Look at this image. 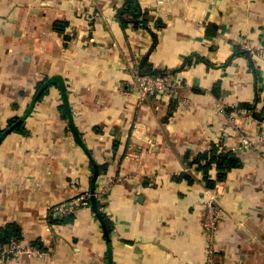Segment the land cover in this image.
<instances>
[{"label":"crops","instance_id":"0c3cea01","mask_svg":"<svg viewBox=\"0 0 264 264\" xmlns=\"http://www.w3.org/2000/svg\"><path fill=\"white\" fill-rule=\"evenodd\" d=\"M125 1L0 0V128L27 112L45 79L60 75L67 90L52 85L25 132L0 144V226L18 222L43 253L5 264H264V158L241 151L244 165L212 189L189 165L222 135L219 102L264 111V0H139L146 28L123 25ZM146 57L183 83L172 97H141L135 71ZM73 125L110 165L97 182H113L103 201L111 250L92 207L70 223L48 219L93 174ZM254 125L244 118L243 134ZM183 171L194 184L178 180ZM211 191L224 192L225 214L213 239L202 225Z\"/></svg>","mask_w":264,"mask_h":264},{"label":"built area","instance_id":"2783aa9c","mask_svg":"<svg viewBox=\"0 0 264 264\" xmlns=\"http://www.w3.org/2000/svg\"><path fill=\"white\" fill-rule=\"evenodd\" d=\"M250 49L252 51V48ZM252 53L256 54L254 50ZM136 69V80L134 85L136 84V88L140 91L142 98L151 94H155L159 97H172L174 93L178 92L183 86V83L175 79L171 73L140 74L138 71L139 68L137 67ZM187 101L188 100H183L182 103L186 104ZM218 107L220 113L224 116V128L222 129V135L214 139L213 142L217 147V153L233 152L238 154L246 149L253 150L264 158V118L254 117L248 108L237 103L228 105L225 102H219ZM248 117H252L255 123V134L253 136L244 135L242 131L243 129L241 128V121ZM234 137H241V145L232 142ZM111 182L112 180H109L105 186L99 188L97 191L98 200H101L102 202L105 200V197L109 193L110 186L113 184V182ZM222 194L218 191H211L208 193L207 199L204 201L205 210L202 214V225L206 234L211 236L212 239L218 232L221 220L225 215L222 208ZM89 197L90 192L86 191L78 198H75L72 201L56 204L51 209L56 217L76 214L80 207L91 208V204L88 201ZM21 255H26L28 257H41L43 253L36 245L25 243L22 239L14 240L9 245L0 249V261L4 264L11 258Z\"/></svg>","mask_w":264,"mask_h":264},{"label":"trees","instance_id":"16d2710c","mask_svg":"<svg viewBox=\"0 0 264 264\" xmlns=\"http://www.w3.org/2000/svg\"><path fill=\"white\" fill-rule=\"evenodd\" d=\"M118 15L123 25H126V23H128L129 21H132L135 23L136 26H139V27L142 26L146 28L148 26V21L150 20V16H148L147 14H145V12H143L139 0H126L122 8L119 10ZM57 26L59 27V25ZM64 28L65 26L62 25L61 29L64 30ZM243 53L245 52L243 51ZM138 71L140 74H145V73L165 74L166 73L162 70H158L154 68L149 63L147 57L140 64ZM52 85H59L61 86V88H63L61 80L59 78H54L52 76L39 83L38 90L34 98H37V101L43 98V96L46 93H48L49 88ZM218 86H220L219 83L216 86V91L218 92V93L216 92L217 95H219ZM242 106L248 108L253 116H256L258 118H264V111L258 110L255 105H251L250 103H243ZM62 109L64 110L65 115L71 118L70 116L71 112H70L68 105L65 104L64 106H62ZM21 117L22 116L20 115H15L11 117L8 124L10 126L15 124ZM4 130L5 129L0 128V136L4 132ZM73 130L75 131L74 127H73ZM14 131L24 133L25 128H24L23 122L21 124L16 125V127L14 128ZM99 165H100V174L103 171L107 170L108 167L110 166L108 163H103ZM189 165L191 167H194L196 171L202 172L203 177L201 181L205 183V186L207 188L212 189V188H215L218 182L225 181L228 178V174L230 171H232L233 169L242 167L244 163H243L242 157L236 153L225 152V153L218 154L217 147L213 143L211 147H209L207 150L200 152L195 158H192L189 161ZM91 166L93 168L92 162H91ZM177 178L178 180L186 179V181L190 184H194V182L196 181L194 174L189 171H183ZM92 187H93V183H92V176H91V179L89 181V189L87 191L90 192ZM96 191H98V182H96ZM88 201L91 204L90 197ZM98 205H99L100 211L104 215L106 224L111 234L113 231V222L109 218V216L105 213V211H103L104 203L101 200H98ZM93 212L95 211L93 210ZM48 217H49L48 218L49 222L51 224L60 225V224L70 223L74 221L76 218V214H69V215H64L61 217H56L54 216V212L51 209ZM22 237H23V229L18 222L10 221V222L5 223L4 225L0 226V249L6 245H9L14 240L22 239Z\"/></svg>","mask_w":264,"mask_h":264},{"label":"water","instance_id":"95a60500","mask_svg":"<svg viewBox=\"0 0 264 264\" xmlns=\"http://www.w3.org/2000/svg\"><path fill=\"white\" fill-rule=\"evenodd\" d=\"M54 78H59L61 80V83H62V86H63V91H64V95L65 97H67V90H66V87H65V82H64V79L62 76L60 75H56V76H53ZM37 101V98H34L33 100V103L31 104V106L28 108L27 112L13 125L9 126L8 128H6L4 130V132L1 134L0 136V144L4 141V139L6 138V136L12 132L14 130V128L16 127V125L18 124H21L25 119L26 117L30 114L35 102ZM66 104L68 105V102L66 101ZM69 107V105H68ZM70 109V107H69ZM71 112V111H70ZM71 121L73 120L72 119V113H71ZM75 131H76V134L78 136V139L81 141V137H80V133H78V129L73 125ZM82 142V141H81ZM82 144L84 145L87 153H88V156L91 160V162L93 163V175H92V183H93V187L91 188V191H90V200H91V206L93 208V210L95 211L98 219L100 220L101 224H102V228L104 230V234H105V237H106V240H107V243L110 247V250H111V236H110V231L108 229V226L106 224V221H105V218H104V215L103 213L100 211L99 209V205H98V196H97V191H96V182L98 181V178H99V175H100V165L99 163L97 162V160L94 158L92 152L88 149V147L82 142Z\"/></svg>","mask_w":264,"mask_h":264}]
</instances>
